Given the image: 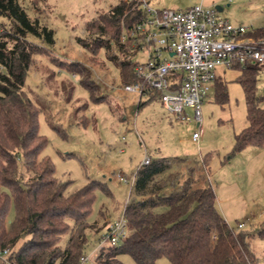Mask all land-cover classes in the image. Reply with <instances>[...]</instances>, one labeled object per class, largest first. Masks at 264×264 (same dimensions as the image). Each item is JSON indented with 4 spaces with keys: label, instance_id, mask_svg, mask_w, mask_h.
Segmentation results:
<instances>
[{
    "label": "rangeland",
    "instance_id": "1",
    "mask_svg": "<svg viewBox=\"0 0 264 264\" xmlns=\"http://www.w3.org/2000/svg\"><path fill=\"white\" fill-rule=\"evenodd\" d=\"M121 1L19 0L32 18L39 17L54 30L53 44L36 39L46 51L34 55L24 86L34 101L38 98L49 106L47 111L39 114L38 131L46 139L40 156L50 158L56 177L68 182V192L92 180L98 181L88 219L94 226L86 230L83 253L89 260L83 264H107L93 257L96 239L103 231V225L119 219L127 203L138 197L134 190L137 175L134 183L132 178L144 167L146 157H150V162L169 159L166 160L169 171L181 175V182L187 177L205 180V184L213 186L217 206L229 223L237 228L240 222L248 221L246 229L256 233L262 224L264 226V146L234 149L236 134L249 124L245 91L238 70L223 73L228 92L226 100L217 98L216 86L208 91L202 104L203 135L199 142L193 141V133L198 128L195 122L177 119L163 106L160 98L139 106L140 96L123 90L119 68L108 57L105 48L100 49L99 55H94L78 41L87 35L88 22ZM145 1L151 6L175 9H187L197 4L212 6L224 17L233 16L236 19L233 22L251 27L253 21H264V0ZM0 21L4 18L0 17ZM149 52L148 48H141L134 54V61L147 62ZM62 61L79 63L90 69L102 94L92 95L82 84V75L68 69ZM262 65H259L257 93L263 97L261 105H264ZM2 68L0 65V70ZM217 69L219 71L221 66ZM73 73L77 75L73 76ZM67 96L71 99L67 100ZM141 101H146V97L143 96ZM119 174L127 177L128 182L120 180ZM253 215H257L261 225L250 223ZM15 217L16 207L12 200L8 224ZM71 233L69 230L61 236L59 246L62 249L67 247ZM23 240L14 244L13 250H18ZM251 243L261 255L264 237L255 235ZM110 249L106 248L105 253ZM118 259L121 264H138L129 253L119 254ZM154 264L172 263L167 257H161Z\"/></svg>",
    "mask_w": 264,
    "mask_h": 264
},
{
    "label": "trees",
    "instance_id": "2",
    "mask_svg": "<svg viewBox=\"0 0 264 264\" xmlns=\"http://www.w3.org/2000/svg\"><path fill=\"white\" fill-rule=\"evenodd\" d=\"M135 4L136 0H122L88 22L87 35L78 39L94 55L105 48L119 68L123 85L139 80L135 71L139 62L133 56L142 44L137 40L139 34H130L145 13ZM0 17L4 18L0 21V253L6 247L11 249L5 259L1 254L0 264H8L6 260L14 264H80L86 230L94 226L88 219L98 181L67 191L68 182L56 177L50 158L40 156L46 139L38 131L39 114L49 106L38 98L34 101L24 89L34 55L46 51L36 39L53 44L54 30L39 17L32 18L19 0H0ZM124 34L126 40L122 39ZM252 34L264 36V28ZM51 58L56 59L53 55ZM61 63L82 75L81 82L92 95L102 94L90 69L72 61ZM259 65L233 67L241 69L239 81L245 91L249 120L235 136V151L249 145L264 146L263 97L257 93ZM61 85L66 90L65 84ZM215 86L217 98L226 100L225 82L216 79ZM155 98H160L158 91L146 101L140 100L139 106ZM166 160L149 161L136 173L134 190L138 197L125 207L129 234L104 253L100 262L121 264L118 256L125 252L138 264H154L161 257L172 264H258L251 239L255 235L264 237V227L256 233L246 226L233 227L218 209L213 186H194L196 181L189 177L181 182V175L170 172ZM12 200L16 217L8 224ZM69 230L68 245L62 249L59 241ZM21 239L19 249L13 250Z\"/></svg>",
    "mask_w": 264,
    "mask_h": 264
},
{
    "label": "built area",
    "instance_id": "3",
    "mask_svg": "<svg viewBox=\"0 0 264 264\" xmlns=\"http://www.w3.org/2000/svg\"><path fill=\"white\" fill-rule=\"evenodd\" d=\"M132 1V0H129ZM232 2L234 0H228ZM145 17L136 24L130 36H137L141 48H148V60L139 63L135 71L139 80L123 85L126 92H135L148 98L158 91L163 106L182 121H193L197 130L192 139L199 142L203 135L202 104L208 91L215 86L216 69L220 66L233 68L249 63H264V36H255L254 29L244 24H234L218 13L212 6L197 4L187 9L157 8L145 0H136ZM124 34L122 39H127ZM135 39L133 45L138 41ZM77 73H73L76 76ZM146 157L143 164H147ZM136 174L132 178L134 183ZM119 179L128 178L119 174ZM239 228L246 226L239 223ZM129 234L128 221L124 214L109 222L96 239L93 257L104 255L106 248L119 245ZM11 251L6 247L0 253ZM89 260L82 256L80 264ZM8 264L13 262L6 260Z\"/></svg>",
    "mask_w": 264,
    "mask_h": 264
},
{
    "label": "crops",
    "instance_id": "4",
    "mask_svg": "<svg viewBox=\"0 0 264 264\" xmlns=\"http://www.w3.org/2000/svg\"><path fill=\"white\" fill-rule=\"evenodd\" d=\"M154 7H156V6H154ZM157 8H162V7H157ZM232 23H234V24H244V23H235V21H236V19H234L233 18V16H229V17H227ZM232 20H235L234 22L232 21ZM251 24H253L252 25V27L251 28H253L254 30L255 29H258V28H264V21L263 20H259V21H253V23H251ZM263 67H264V63H263V65H262ZM238 70V75H240L241 74V69H238V68H226V67H223V66H221V69L218 71V69H216V74H217V79H219V80H223V73H226V71L227 70ZM171 172V171H170ZM183 175H184V173H183ZM182 175V176H183ZM195 178V177H194ZM199 177L198 178H195V181H196V183H202L203 185H201L200 184V186H204L205 185V180H202V181H199ZM219 209V208H218ZM221 212V211H220ZM257 215H253L252 217V222H250L251 224H253V225H257L258 226V224H260L261 225V222H259L257 219V217H256ZM226 218V217H225ZM227 219V218H226ZM107 221V220H106ZM105 221V222H106ZM227 221H228V219H227ZM249 221H251V219H249ZM229 222V221H228ZM109 223V221H107L106 223H105V225H103V230L105 229V227L107 226V224ZM246 227H248V221H246ZM262 227H264L263 226V224H262ZM254 248V247H253ZM254 251L256 252V250L254 249ZM261 255L259 254H257V252H256V254H257V256H258V258H259V261H258V264H264V247H262V251H261Z\"/></svg>",
    "mask_w": 264,
    "mask_h": 264
}]
</instances>
